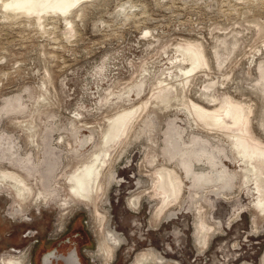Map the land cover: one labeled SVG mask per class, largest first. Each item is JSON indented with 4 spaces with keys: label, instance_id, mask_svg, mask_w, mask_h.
Returning <instances> with one entry per match:
<instances>
[{
    "label": "rangeland",
    "instance_id": "obj_1",
    "mask_svg": "<svg viewBox=\"0 0 264 264\" xmlns=\"http://www.w3.org/2000/svg\"><path fill=\"white\" fill-rule=\"evenodd\" d=\"M72 10L39 20L0 4V264H25L24 251L41 264L73 248L81 264H128L140 253L165 264H259L264 233L253 232L264 215L252 183L227 132L192 105L238 102L264 141V0H86ZM189 45L208 65L188 75ZM124 112L132 121L106 156L102 193L76 199L69 177ZM164 168L182 187L171 205L155 196ZM5 175L27 192L18 196ZM95 207L126 238L113 263L100 251Z\"/></svg>",
    "mask_w": 264,
    "mask_h": 264
},
{
    "label": "bare ground",
    "instance_id": "obj_2",
    "mask_svg": "<svg viewBox=\"0 0 264 264\" xmlns=\"http://www.w3.org/2000/svg\"><path fill=\"white\" fill-rule=\"evenodd\" d=\"M84 1L86 0H0V4L7 12H12L14 17L18 15H36L37 17H35L41 20L44 15L49 12L50 14L51 12H57L68 15L69 12L74 11L72 10L74 7L80 3L82 4ZM184 52L187 54L188 63L192 65V70L188 71V75L199 65H208L201 47L189 45L184 48ZM192 106L193 111L202 122L211 120L214 127L227 132L228 138L232 143L231 146L235 153L236 160L239 163V168L241 169L240 172L245 178V183H252L250 189L252 193L257 196L254 210L260 215H264V141L260 139L257 133L250 127V119L246 114L245 108L240 103L233 100H228L225 105L213 111H206L196 104ZM131 121L132 114L129 112H124L111 119L109 122V129L104 136V143L100 151L82 168L77 169L69 177L70 192L77 197L76 199L86 203H94L99 192L101 191L100 193H102V180L104 177L102 170L107 162L106 156L110 149L114 147L113 145L120 142L122 137H124ZM262 132L264 134V130H262ZM157 172L160 175L158 180L161 181L158 187L161 191L159 192V189L156 190L155 196L160 198L164 204L171 205L181 192L182 187L179 176L176 175L177 172L166 168L159 169ZM5 177H9L17 183L16 189L18 196L22 197L24 193L27 192L23 187V182L19 178L11 177L10 175H5ZM139 199L140 198H138V200ZM136 203L139 204V202ZM133 208L135 210L137 209V207ZM163 211L162 207L157 212V216L159 217L162 215ZM93 212L95 216H97V220L100 219L98 216L101 217L100 222L104 228V235L100 242V251L108 252L109 256L112 257L111 262L113 263L115 260V251L122 245L124 239L126 241V238H123V236L114 229V224L110 223V218H108L106 214L101 215L96 207L93 209ZM199 227H201L198 234V239L200 240L202 233H204V224H201ZM253 233L259 236L264 233V228L258 229ZM105 245L107 246L106 248H104ZM13 251L14 254L21 250L15 249ZM47 259L62 260L66 264H81L77 251H73L69 253L67 257H64L60 255L57 250H54L45 256V260ZM167 262V259L160 255L140 253L130 264H165ZM8 264H24V257L11 260ZM259 264H264V253L260 256Z\"/></svg>",
    "mask_w": 264,
    "mask_h": 264
},
{
    "label": "flooded vegetation",
    "instance_id": "obj_3",
    "mask_svg": "<svg viewBox=\"0 0 264 264\" xmlns=\"http://www.w3.org/2000/svg\"><path fill=\"white\" fill-rule=\"evenodd\" d=\"M116 226H114V229L117 231V229L115 228ZM120 234V233H119ZM121 235V234H120ZM122 236V235H121ZM54 250H56V249H54ZM54 250H52V251H54ZM51 251V252H52ZM58 251V250H57ZM73 251H75L74 250V248L73 249H71L69 252H67V253H61L60 251H58V253L60 254V255H63L64 257H67L68 256V254L69 253H71V252H73ZM77 251V250H76ZM11 252L13 253L14 251L13 250H11ZM26 253H27V259H26V262H25V264H32V262H31V260H30V254L28 253V251H25ZM51 252H48V253H45L43 256H42V258H41V264H66L64 261H62V260H55V259H47V260H45V256L47 255V254H49V253H51ZM80 259V258H79ZM131 263V262H130ZM130 263H128V264H130Z\"/></svg>",
    "mask_w": 264,
    "mask_h": 264
},
{
    "label": "water",
    "instance_id": "obj_4",
    "mask_svg": "<svg viewBox=\"0 0 264 264\" xmlns=\"http://www.w3.org/2000/svg\"><path fill=\"white\" fill-rule=\"evenodd\" d=\"M76 251V249H74Z\"/></svg>",
    "mask_w": 264,
    "mask_h": 264
}]
</instances>
